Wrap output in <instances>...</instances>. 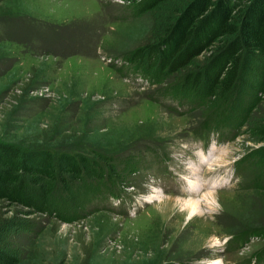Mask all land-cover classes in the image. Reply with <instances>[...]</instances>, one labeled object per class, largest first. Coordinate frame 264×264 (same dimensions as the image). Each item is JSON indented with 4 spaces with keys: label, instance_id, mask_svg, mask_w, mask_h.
<instances>
[{
    "label": "rangeland",
    "instance_id": "obj_1",
    "mask_svg": "<svg viewBox=\"0 0 264 264\" xmlns=\"http://www.w3.org/2000/svg\"><path fill=\"white\" fill-rule=\"evenodd\" d=\"M139 1L0 0V10L11 11L0 21V131L65 140L124 183L120 199L89 201L83 181L63 170L48 215L0 200V248L18 264H247L264 251V236L228 240L264 221L255 173L238 179L234 170L261 146L250 142L248 126L264 117V79L259 90L240 93L238 135L213 134L206 145L191 134L206 128L204 108L175 111L171 98L158 101L150 78L121 70L127 56L157 42L186 0L148 12ZM192 165L208 188L190 190L199 176ZM65 196L82 207L62 210Z\"/></svg>",
    "mask_w": 264,
    "mask_h": 264
},
{
    "label": "trees",
    "instance_id": "obj_2",
    "mask_svg": "<svg viewBox=\"0 0 264 264\" xmlns=\"http://www.w3.org/2000/svg\"><path fill=\"white\" fill-rule=\"evenodd\" d=\"M169 1L173 0H140L137 5L138 9L148 12ZM138 13L134 10V14ZM10 14L11 11L0 10V21ZM175 14L157 42L127 56L128 64L121 70L125 74L132 71L150 78L158 85L155 96L158 101L171 98L175 111L180 112L177 109L180 107L183 112L204 108L201 113L205 115L200 118H203L202 124L206 128L203 131L194 129L195 137L216 131L234 139L240 124L239 121L233 126L240 119L237 104L244 95L240 93L247 88L251 92L259 90L257 86L263 84L264 0H186ZM251 68L257 75L254 74L256 81L249 84ZM172 75L178 80L170 84L168 77ZM223 125L229 126L228 132ZM248 128L250 142L261 146L236 162V173L240 178L243 172H254L256 185L264 189V117L258 118ZM39 136L22 140L7 128L0 131L1 201L15 207L23 206L29 214H51L55 209L51 207L50 195L59 187L63 170L83 181L78 186L86 196L91 195L89 201L97 194L117 197L121 193V185L124 184L121 179L108 176L104 168L89 156L71 151L69 142ZM157 155L166 162L161 150ZM134 162L139 167V161ZM93 179H97L99 184L91 185ZM40 181L42 184L36 187ZM63 182L68 183L69 178H64ZM45 189L50 191L47 193ZM77 202L72 196L69 199L65 196L60 204L62 210L72 204L79 209L82 206ZM262 204L259 209L264 215V201ZM62 215L61 219L66 217ZM246 229V232L238 233L240 235H230L231 246L242 244L248 236H264V221L253 222ZM256 256L247 264H264V251L256 253ZM0 264H18V260L0 248Z\"/></svg>",
    "mask_w": 264,
    "mask_h": 264
},
{
    "label": "bare ground",
    "instance_id": "obj_3",
    "mask_svg": "<svg viewBox=\"0 0 264 264\" xmlns=\"http://www.w3.org/2000/svg\"><path fill=\"white\" fill-rule=\"evenodd\" d=\"M202 159V158H201ZM205 161H207V160H205V159H202V163L203 162H205ZM207 164V163H206ZM195 166L194 165H192L191 166V169H194L195 171H196V173H195V171L193 172V174L194 175H196V176H198V174H199V172L197 171V169L196 168H194ZM211 185V183L210 184H208V183H206V182H204L202 179H201V177H200V174H199V176H198V179H197V181L196 182H193L192 184H190V190L192 191V192H196V191H200V189H202V188H205V187H207L208 188V186H210ZM213 187H216L215 185H212V188ZM211 188V187H210ZM194 194V193H193ZM196 195H198V194H196ZM209 196V195H208ZM193 202V201H192Z\"/></svg>",
    "mask_w": 264,
    "mask_h": 264
},
{
    "label": "clouds",
    "instance_id": "obj_4",
    "mask_svg": "<svg viewBox=\"0 0 264 264\" xmlns=\"http://www.w3.org/2000/svg\"><path fill=\"white\" fill-rule=\"evenodd\" d=\"M192 214H194V213H192Z\"/></svg>",
    "mask_w": 264,
    "mask_h": 264
}]
</instances>
